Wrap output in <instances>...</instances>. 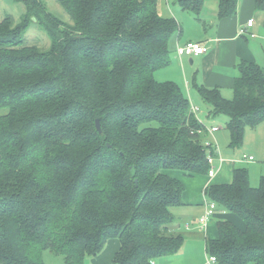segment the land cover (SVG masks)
Returning a JSON list of instances; mask_svg holds the SVG:
<instances>
[{"label": "trees", "instance_id": "obj_1", "mask_svg": "<svg viewBox=\"0 0 264 264\" xmlns=\"http://www.w3.org/2000/svg\"><path fill=\"white\" fill-rule=\"evenodd\" d=\"M24 5L20 21L0 20V264H84L110 239L113 264H152L173 255L183 236L168 232L183 183L168 171L208 175L209 133L174 81L154 72L170 64L168 40L179 29L158 0H57L64 22L43 0ZM206 0H172L201 20ZM218 17L238 0H217ZM264 10V0H255ZM36 22L50 40L27 44ZM231 98L193 81L210 116L227 117L230 146L264 121V68L237 64ZM99 120L100 131L95 120ZM204 194L237 216L205 243L215 264H264V175L252 186L246 168Z\"/></svg>", "mask_w": 264, "mask_h": 264}, {"label": "crops", "instance_id": "obj_2", "mask_svg": "<svg viewBox=\"0 0 264 264\" xmlns=\"http://www.w3.org/2000/svg\"><path fill=\"white\" fill-rule=\"evenodd\" d=\"M172 3L171 0H158L159 14L163 17L174 16L179 23V29L174 31L168 40L170 64L155 71L154 77L160 81L176 82L187 96L192 108L195 107L192 104L193 81L206 87H218L226 98L232 96L234 78L238 73L237 64L241 60L260 63L264 59V10L255 8V0H238L237 10L233 16L219 18L217 0H206L200 12L201 20L193 19L196 22L194 24L188 18L189 14ZM248 19H253V26L241 34L240 28ZM192 25L195 26V33L189 32ZM187 41H199L207 49L198 55L178 56L177 45ZM194 113L199 119L196 110ZM218 130L209 134L214 135ZM224 162L223 159L219 160V157L215 158L213 176L187 175L178 170L168 171L170 175L180 179L184 186L183 204L170 209L174 219L168 225V232L183 236V244L177 253L157 258L152 264H206L205 243L207 239L217 236L218 220H230L240 229L244 228L243 222L237 216L224 211L218 205L206 227L200 228L195 222L209 201L204 194L205 188L210 184L230 182L232 179L235 163ZM198 244H201L203 250ZM118 248L117 239L108 240L97 256L88 257L89 264H113L112 258ZM177 258H181L178 259L180 261L176 262Z\"/></svg>", "mask_w": 264, "mask_h": 264}, {"label": "rangeland", "instance_id": "obj_3", "mask_svg": "<svg viewBox=\"0 0 264 264\" xmlns=\"http://www.w3.org/2000/svg\"><path fill=\"white\" fill-rule=\"evenodd\" d=\"M43 2L48 11L52 12L64 22L71 23L69 16L57 2V0H43ZM173 5L179 7L177 4ZM166 9L168 10L167 6ZM23 12L24 5L22 2L16 0H0V20H2L6 15H10L15 24L20 21ZM186 13L190 15V17L188 15V18L191 19V21H193L192 23L195 24L196 22L193 20L195 19L194 15L190 12ZM185 16L187 15L185 14ZM169 18L175 17L170 16ZM194 27V25L189 27L190 33H195ZM24 40L27 44L36 45L38 48L43 50L47 49L50 44L48 36L35 21L31 22L28 28L25 30ZM258 64L264 68V59ZM191 88L193 90L192 104L197 108L196 112L199 114V120L202 121L206 127H210L212 125L219 127L217 133L214 135L208 133L206 138L207 142H211V144L215 146L217 150L216 157H221L225 161V164H228V161H230L235 163V167L246 168L248 171L250 184L252 186H258L260 177L264 175V121L260 122L254 127H246L242 143L238 146H230V134L226 127L227 117L224 115L210 116L208 114L210 106L200 98L193 86H191ZM231 97L232 96L230 95L228 98ZM244 154L253 156L255 160L253 162L246 161L242 158ZM198 245L199 248L202 249L201 244ZM43 259L45 264H64L62 256L55 255L50 251H45L43 253ZM88 259L89 258L85 259L84 264H89ZM156 259L157 258L154 260ZM178 259L181 258H177L175 261H180Z\"/></svg>", "mask_w": 264, "mask_h": 264}, {"label": "built area", "instance_id": "obj_4", "mask_svg": "<svg viewBox=\"0 0 264 264\" xmlns=\"http://www.w3.org/2000/svg\"><path fill=\"white\" fill-rule=\"evenodd\" d=\"M253 19H248L245 23V25L243 27L240 28V33L244 34L247 31L248 27L253 26ZM251 36H254L253 34H251ZM206 47L199 41H187L186 43L182 44V45H177L176 47V54L178 56H182V55H198V54H202L206 51ZM193 110H196V108L194 107ZM218 130L217 126H211L208 131L209 132H214ZM206 145H210V142H206ZM216 148H215V155H213L211 152L208 153L207 155V160L209 162V169H208V175L209 176H213L215 173V166H214V160L216 158ZM243 159H245L246 161H251L254 159L253 156L251 155H243L242 156ZM219 160H222L221 157H219ZM216 206L217 204L214 201L209 200L208 203L206 204L205 210L204 212L195 220L196 224L200 227V228H204L206 227L210 217L214 214V211L216 210ZM188 226V225H187ZM215 257L214 256H208L206 259V264H215Z\"/></svg>", "mask_w": 264, "mask_h": 264}, {"label": "water", "instance_id": "obj_5", "mask_svg": "<svg viewBox=\"0 0 264 264\" xmlns=\"http://www.w3.org/2000/svg\"><path fill=\"white\" fill-rule=\"evenodd\" d=\"M95 125H96L97 130L100 131V124H99L98 119L95 120Z\"/></svg>", "mask_w": 264, "mask_h": 264}]
</instances>
